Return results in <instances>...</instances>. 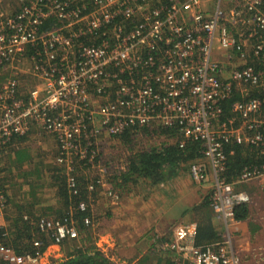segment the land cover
Instances as JSON below:
<instances>
[{
    "label": "built area",
    "instance_id": "built-area-1",
    "mask_svg": "<svg viewBox=\"0 0 264 264\" xmlns=\"http://www.w3.org/2000/svg\"><path fill=\"white\" fill-rule=\"evenodd\" d=\"M218 54L243 65L234 66L228 83L216 74ZM26 62L39 80L28 92L15 70ZM3 70L11 75L0 86V159L16 136L36 126L56 136V161L71 192L79 194L75 170L91 172L99 138L128 128L178 126L181 147L187 141L199 145L203 156L191 163L190 177L197 184L212 177L208 200L227 234L198 244L197 223H180L159 251H173L176 264H240L230 229L250 196L238 186L264 181V161L228 179L226 146L264 153V98L252 97L246 87L264 88V0H18L14 9L0 7ZM235 90L241 99H231ZM94 188L88 184L90 201L71 204L62 222L37 221L54 245L79 236V215L89 212L83 224H94ZM7 205L0 186V219ZM0 259L41 264L45 251L18 255L0 240Z\"/></svg>",
    "mask_w": 264,
    "mask_h": 264
},
{
    "label": "crops",
    "instance_id": "crops-1",
    "mask_svg": "<svg viewBox=\"0 0 264 264\" xmlns=\"http://www.w3.org/2000/svg\"><path fill=\"white\" fill-rule=\"evenodd\" d=\"M2 1V6L7 9H14L17 5L14 0ZM212 4L210 2L209 6H213ZM36 140L40 145L44 141V145H42L44 149L51 148L56 151V155L59 153V144L56 137L34 126L24 137L16 138L6 148L3 157L0 159V167L2 169L18 170L20 173L14 179L15 182L5 181L4 177L6 174H0V178L2 175L0 183L8 194L6 215L9 221L12 222H15L18 218L21 219L19 217L20 214L23 215V219L25 216H29L30 219H36L38 215H44V210L52 214L54 211L53 206L55 205L54 201L58 202L57 200L61 199L57 191L59 190L57 181L54 179L51 185L47 184L49 173L47 176L43 175L42 177L30 174L31 170L36 167H32L31 162L34 161L39 147L31 148L26 145L29 142L36 143ZM22 149L28 150L26 156L20 153ZM247 152L248 150L246 152L239 151L241 155ZM48 154L50 155L51 152H48ZM40 155L37 157V161L41 165L45 164L43 162L49 161L51 163L53 161L50 156L47 159ZM231 155L232 157L235 156V151H232ZM180 163L184 164V162ZM187 164L189 171V162ZM41 165L39 166L40 169ZM44 166L48 169L46 165ZM60 167L64 169L63 166ZM179 168L180 165H177L178 170ZM176 172V169L165 172L164 177L160 181L164 182L172 177V180L175 181L172 191L164 193L162 189L157 190L159 196L153 198L157 201L153 205L154 211L145 213L148 224H141L138 231H136L137 234L132 230L130 224L114 223L113 229H110V233L104 237L106 242L103 244L106 249L102 243L93 241L113 264H163L167 256L156 249L157 238L160 233L162 235L170 234L172 229L179 223L196 221L200 225L208 227V231L202 233L201 237L198 235V227L196 230V242L197 237L203 243H209L221 240L226 236L224 223L218 218L210 203H207V196L213 181L212 177L209 176L206 182L197 184L192 181L189 172V176L186 174L184 177H177ZM50 178H53L52 174ZM49 187L53 188V190L45 197L44 189H49ZM174 187H176L175 190ZM239 189L246 190L250 196V201L245 204L248 207L249 217L239 219L238 223L231 226L230 236L233 248L239 255L240 264H264V181L250 180L243 183ZM103 190V193L111 199L113 195H117L118 199L121 197L116 189L113 191L112 188L108 187L107 189L103 188ZM132 207L130 196H125L119 204L113 206V209L116 213L120 209L118 213L125 217L130 216ZM23 219L21 220L23 221ZM0 224L5 225L6 222L2 220ZM109 239H112L113 242L107 245L106 243L110 242ZM99 240L102 242V238ZM61 254V252H58V255H56V260L59 262L62 259L60 258ZM147 257L149 258L147 259Z\"/></svg>",
    "mask_w": 264,
    "mask_h": 264
},
{
    "label": "trees",
    "instance_id": "trees-1",
    "mask_svg": "<svg viewBox=\"0 0 264 264\" xmlns=\"http://www.w3.org/2000/svg\"><path fill=\"white\" fill-rule=\"evenodd\" d=\"M62 23L63 21H59L58 25H62ZM159 46L164 47V42H160ZM217 62L220 63L222 67V72H221L222 77L219 75L218 76L219 79H223V81L226 83L230 82L232 77L230 70L228 69L230 63L220 58L217 60ZM2 79L4 80V76H2ZM233 87H235V85ZM246 87L248 93L252 97L264 98V88L262 87V85L255 87L253 86H246ZM241 98L242 96L240 92L235 90L231 99L237 100ZM229 109H230L229 104L227 105L226 102L225 110L228 112ZM150 127L151 126H143V127H137L136 129L143 130L145 133L148 132L149 130H155V133H158V136L163 135L167 138H171L172 139L171 142L162 143L160 147L156 146V148L154 149L145 150L142 153H139L137 156L127 157L125 166L123 169H120L119 172L120 175L117 176L114 185L112 178L109 176L108 177L105 176L112 183V184L109 183V185L107 184L104 185L102 182L103 177L98 175L92 176L89 174L87 177L78 176L77 172L80 169L76 168L74 174L76 177L75 179L77 184L76 188L78 189L79 194H73L68 184V180H67L68 176L65 169L59 167L58 164H56V166L48 167V170L51 173H53L52 175L54 179L57 181L59 187V190L57 191L59 196L63 198V205L57 211H53L52 214H49L44 210V215L47 217H52L57 223L62 222L64 218L69 215L70 213L69 209L71 204H78L82 200H85L87 202L90 201V199L88 198L90 196L89 195L90 190L87 189L88 184L93 183L95 188L94 191H92V194H94L95 192H97L98 188H101V186L104 189H107L108 187L112 188L114 191L117 187L119 186L124 187L128 182L138 181V179L141 177L152 179V182H159L164 177L165 172H168V170L176 169L177 165L180 162L194 161L197 158L203 156L199 151V145L197 142L189 143L184 148H181L178 145L177 140L178 138L181 137V132L178 126H172V127L166 126L162 128H157V127L150 128ZM130 129L131 128H128V130L124 132L112 134L111 137H118L119 139L122 140L124 145L131 146L130 144H135L134 138L137 136L138 132L137 131L132 132L130 131ZM24 136L25 135H20L16 137L20 138ZM247 150H248L247 153H243L245 156L239 153V151L246 152ZM231 151H235L236 155L232 157V155L230 154ZM226 154L229 165L227 171L229 175L228 179L229 177L235 176L238 173H240L246 165L256 164L258 162L264 161V153L262 154L259 150L258 152L251 150L250 147L241 144L232 143L227 145ZM58 155L59 154L56 155V158ZM40 165L41 164H37L36 167L34 166L35 169L31 170L30 174H33L36 177L38 176L42 177L43 171L40 169L39 167ZM11 172L12 171L8 170V168L4 170L0 167V174L4 173L5 175ZM109 178H111V180ZM241 185L242 184H240L238 188L241 187ZM0 186L3 187L1 183ZM207 203H209V200H207ZM93 204H94L93 202L89 203L90 211H91V205ZM63 208L65 209L63 210ZM6 212L7 211L5 208L4 220L6 224L0 225V240H4L5 244L11 245L15 249L16 253H18V255H22L27 252L32 254H36V252L38 251L44 252L49 247L52 241L44 233H42L40 229L36 227V225L33 222H27V220L24 221L23 215L21 214L19 215V217H21L23 221L19 218L16 219L15 222L9 221ZM87 215H89V212H85L79 215L80 220L78 219V223H77L79 237L73 240L66 239L63 241L61 248L65 252V257L60 262L53 261L52 264H113V262L108 257H106L104 253L100 249H98L96 244L90 239V234H91V232L89 231L90 226L85 227L82 221V218ZM236 216L238 219H245L249 217L247 205L243 204L239 206L237 208ZM197 226L199 227V231H198L199 237L202 236V233L208 231L207 226H202L199 223H197ZM174 229L175 228L172 229L170 234H165V235H162L161 233L159 234L157 238V245H155L158 251L161 249L160 246L162 244H165L167 243V241H172L174 239ZM86 233L87 235L85 236L84 234ZM35 240H41L43 242L41 247L38 248L34 245ZM197 243L205 244L202 241L198 240V237H197ZM159 252L163 255L166 254L167 256L163 264H176L175 261L173 260L174 258L173 251L171 252L159 251ZM148 258L149 257H147V259ZM0 264H9V263L0 259Z\"/></svg>",
    "mask_w": 264,
    "mask_h": 264
},
{
    "label": "rangeland",
    "instance_id": "rangeland-1",
    "mask_svg": "<svg viewBox=\"0 0 264 264\" xmlns=\"http://www.w3.org/2000/svg\"><path fill=\"white\" fill-rule=\"evenodd\" d=\"M14 1L18 3V0H14ZM2 3L3 1L0 0V7L2 6ZM17 67L18 68L15 70H17L20 75L19 79H21V82H22V89L24 90V92H28L38 84L39 80L36 77L32 76V73L30 71L29 62L28 63L26 62V64H23V65L19 64V66ZM10 75H11V70H3L0 72V86L2 85L3 82H5L6 78L9 77ZM2 76H4V80L2 79ZM137 132L138 134L134 138L135 144H130L131 146L124 145L122 140L119 139L118 137L105 136V137L99 138L100 140L98 142H99L100 152H99L98 161L95 163L94 166L90 167L91 172H87V170L85 169L86 167H83V168H79L80 170H78L77 175L85 176V177H87L89 174L92 176H95V175L101 176L103 177L102 180H103L104 185L105 184L109 185V183H111L107 178L105 179V176L107 177L109 176L112 178L113 185H114V182L117 176L120 175L119 174L120 169H123L125 166L127 157L137 156L139 153H142L145 150L154 149L156 148V146L160 147L162 143L171 142L172 140L171 138H167L163 135L158 136V133H155V130H149L146 133L143 130H139ZM35 142L36 143L29 142L26 145L31 148L39 147L37 151L38 153L35 155L34 161L31 162V164L33 165L32 167L36 166V164H39L37 161V157L39 156V154H41L40 155L41 157H44L47 159H49V156H50L51 160L53 161L51 163H49V161L43 162L45 164L41 165V170L43 171V175L45 176H47V174L49 173L48 174L49 177H47V179H49L47 181V184L51 185V183L54 181V177L50 178V175L53 173H51L44 165H46L47 167L56 166V162H57L56 161V151H54L51 148L44 149V147L42 146L44 145V141L42 142L41 145L37 142V140ZM27 152H28L27 149H22L20 151V153L25 156ZM48 152H51V154L49 155ZM75 160L76 162H78L79 158L77 157ZM192 162L193 161L189 162V169H190V165ZM78 164L83 165L81 162H78ZM178 165H180V168L179 170L176 168L177 172L175 173L178 175L177 177H184L186 174H188V172L190 174V170L188 171L187 162H184L183 165L181 163ZM60 166L61 165H59V167ZM18 175H20L18 170L12 171L11 173L6 174V176L4 177V180L7 182H13L14 179L18 177ZM111 178L109 179L111 180ZM174 183L175 181L172 180V177L170 180H167L164 182L163 181L152 182V179L141 177L138 179V181L128 182L124 187L119 186L116 188V190L119 192L121 196L120 199H117L115 197H112V199L109 198L107 195L103 193L104 190L101 189L103 188L101 186V188H98L97 192H95L94 194H91L92 201L94 203L91 207L94 213V225L90 227L89 229V231L91 232L90 239L94 242H99L103 244L104 242H106L104 240V237H106V235L110 233L109 232L110 229H113L114 223L115 224L116 223L117 224H121V223L130 224L132 230L137 234L136 231H138V228L140 227L141 224H148L145 213L146 212L152 213L154 211L153 205L157 201H155V199L153 198H155V196H159L157 190L162 189L163 190L162 192L164 193H167L168 191H172V187ZM162 184L164 185L162 186ZM193 188H195V186H193ZM175 189L176 187H174V190ZM52 190L53 188L51 187H49V189H46V190L44 189V196L47 197L48 194ZM125 196L126 197L130 196L133 207L131 209L132 211H131L130 216L123 217L120 213H118L120 209L116 213L115 210L113 209V206L116 204H119ZM57 201L58 202L54 201L55 203V205L53 206L54 211H57L63 205V198L61 199L59 198ZM64 209L65 208H63V210ZM3 221L5 220L3 219ZM84 235L86 236L87 233ZM101 238H102V242H100L99 240ZM112 239H109L110 242L106 244L107 245L112 244L113 242ZM50 244H54V243H50ZM104 248L106 249L105 245H104ZM58 252L62 253L60 255V258L63 259L65 257L64 250L58 247L57 245L50 246L47 250H45V259H42L43 262L41 264L49 262V261H46V258L47 259L49 258L50 261L52 259L53 261L56 260L57 258L56 255H58Z\"/></svg>",
    "mask_w": 264,
    "mask_h": 264
},
{
    "label": "clouds",
    "instance_id": "clouds-1",
    "mask_svg": "<svg viewBox=\"0 0 264 264\" xmlns=\"http://www.w3.org/2000/svg\"><path fill=\"white\" fill-rule=\"evenodd\" d=\"M218 57L221 59L220 54H218ZM223 60H224V59H223ZM226 61H227V60H226ZM227 62H229V61H227ZM229 63H230V64H229L228 69L230 70L231 76H232V70L234 69V66H240V67H243V65H239V64H237V63H231V62H229ZM224 66H225V65H224ZM224 66H223V67H224ZM219 69H220L221 71H220ZM219 69H217L216 74H217L218 76H219V75L221 76V75H222V74H221V72H222V67H221L220 63H219ZM221 77H222V76H221ZM239 83H241V82H239ZM232 100H234V99H232ZM157 128H162V127H159V126H158ZM183 137H184V136L181 135V137L178 138V140H177V143H178L179 146H180V142H179V141H180ZM189 140H190V139H189ZM189 143H192V141H187L185 146H187ZM185 146H183V147L180 146V147H181V148H184ZM56 164H58V163L56 162ZM58 165H59V164H58ZM4 190H5V189H4ZM5 192H6V191H5ZM6 194H7V193H6ZM7 195H8V194H7ZM207 197H208V196H207ZM6 210H7V208H6ZM93 214H94V213H93ZM4 215H5V212H4ZM38 216H39V217H38ZM38 216L36 217V219H35V218L30 219L29 216H25L26 218H24V220H27V221H29V222H33V223L36 225V227H38V226H37V221H38L41 217H47V216H45V215H41V216L38 215ZM93 217H94V215H93ZM48 218H52V217H48ZM3 219H4V217H3ZM3 219H0V220H3ZM52 219H53V218H52ZM53 220H54V219H53ZM93 221H94V219H93ZM190 222H195V221H190ZM185 223H186V222H185ZM179 224H180V223H179ZM93 225H94V224H93ZM93 225H92V226H93ZM177 225H178V224H177ZM177 225H176V226H177ZM92 226L90 225V227H92ZM176 226H175V227H176ZM85 227H88V226H85ZM175 227H174V228H175ZM197 227H198V226H197ZM78 237H79V236H78ZM78 237H77V238H78ZM67 239H69V238H67ZM73 239H76V238H73ZM73 239H70V240H73ZM65 240H66V239H65ZM51 243H52V242H51ZM62 243H63V242H62ZM62 243H61V244H62ZM61 244H60V246H58V247H61ZM51 245H54V244H50L49 247H50ZM49 247H48V248H49ZM48 248H47V249H48ZM54 261H57V260H54ZM51 262H53V260H51ZM57 262H59V261H57Z\"/></svg>",
    "mask_w": 264,
    "mask_h": 264
}]
</instances>
